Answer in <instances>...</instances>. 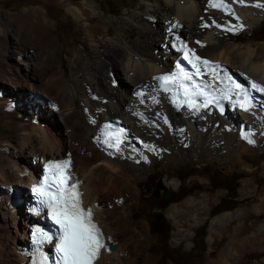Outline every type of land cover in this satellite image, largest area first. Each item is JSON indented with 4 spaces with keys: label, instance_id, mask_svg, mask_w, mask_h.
I'll use <instances>...</instances> for the list:
<instances>
[{
    "label": "bare ground",
    "instance_id": "1",
    "mask_svg": "<svg viewBox=\"0 0 264 264\" xmlns=\"http://www.w3.org/2000/svg\"><path fill=\"white\" fill-rule=\"evenodd\" d=\"M65 1L69 2L71 14L77 18L83 17L82 12L73 7L70 0ZM208 2L209 0H134L132 7L122 16H99L88 35L97 58L92 61L90 56L81 51L70 52L66 55L70 78L64 76L62 67L56 60V66L47 72L45 83L50 82L56 87L51 100L56 103L60 100L59 111H49L50 116L48 111L42 110L37 103L42 97L33 93L25 96V103L31 105L32 110L39 108V115L35 112L27 113L24 110L27 105H21L20 100L19 104L16 103L19 105L17 108L11 107L12 98L15 99L17 95L19 98L23 97L21 88L25 82L30 83L32 89H40L39 83L43 77L38 76V73L45 69L47 63L45 59L43 61V56L51 55L52 47L58 42L43 15L24 13L18 16L21 28L29 31L30 41H39L41 52L38 51V54L33 56L27 52L19 53L18 64L15 66L16 69L22 66L20 72L25 73L14 72L18 92L11 95L14 97L0 92L3 95L0 97V186L5 188L3 196L0 195V264H23L22 256L16 251L18 237L10 230L8 222L13 221L17 233L24 239L28 223L27 216L22 215V204L11 205L12 201H19L21 196L16 189L13 188L12 191V180L24 183L27 187L31 185L41 166L38 163L48 159L44 158L45 155L65 153L67 147L71 154V150L77 147L78 160L82 161V167L88 171V175L85 182L77 179L73 161L72 178L79 183L83 201L93 206L102 193L109 195L112 192L118 194L125 191L127 199L132 197L134 190L131 186L128 187V184L134 183L132 179L140 176L135 163L143 145H154L162 158L174 151L183 150L195 159L203 155L207 160L231 157L245 140L264 150V91L255 96V103L248 112L226 111L223 116H219L211 109L199 114L183 111L176 113L168 107L165 96L153 89L152 77L168 70L174 57L165 52V35L173 25H176V28L171 31L184 36L190 42V47L204 59L225 62L264 85V42L256 46L250 43L237 45L229 42L224 45L225 34L253 31L264 19V8L255 6L264 4V0H244L243 4L237 0H228L233 5V12L225 14L210 10ZM91 8L97 10L96 5ZM112 25H115L114 33H110ZM132 31L137 32L135 38ZM46 46L50 47L51 52L42 51ZM3 54L0 61L6 60V54ZM36 58H39L41 63L36 62ZM36 69L40 71L34 73ZM0 75L6 78L10 72L5 69ZM136 91L139 95L135 94ZM42 92L43 95H49L44 90ZM117 116L124 119L130 134L115 154H107L98 145L95 133L103 120ZM54 125L64 127L69 136L57 138L53 131ZM71 133L76 134L81 143L75 145ZM87 137L91 139L87 148L96 151L92 155L86 150ZM37 138L45 155L36 157V160L32 159L33 165H26L18 154L26 155L28 151V155L34 157ZM166 139L171 143L169 146L164 143ZM125 151L127 153L123 157ZM61 158L63 157L51 159ZM104 171L109 175H103L101 178ZM25 176L26 179L23 178ZM100 178L101 181L98 182ZM99 184L101 191L97 189ZM164 184L168 188L178 186L176 181ZM119 199L120 196L116 201L121 204ZM199 206L201 207L193 199L185 201L182 208L179 205L173 206L170 217L175 226V243H181L190 237V230L184 229L185 223L192 229L204 221L198 217V213L190 210L196 207L198 212H202L203 208ZM93 208L95 221L102 228L108 246L115 247L113 250L102 252L95 264H148L149 260L143 259L141 247L134 243V237L120 239V232L111 229L110 226L114 225L111 213L106 211V215H100L103 210L100 203ZM236 215L228 213L212 219L210 243L219 227ZM144 233L143 230H138L142 241H145ZM132 243L136 249L130 247Z\"/></svg>",
    "mask_w": 264,
    "mask_h": 264
},
{
    "label": "rangeland",
    "instance_id": "2",
    "mask_svg": "<svg viewBox=\"0 0 264 264\" xmlns=\"http://www.w3.org/2000/svg\"><path fill=\"white\" fill-rule=\"evenodd\" d=\"M70 3L82 12V18H77L69 12V2L65 0H0V58L3 53L6 54V60L0 61V73L5 69L10 72V75L6 78L0 75V92L2 94L14 97L11 95L18 92L19 87L15 84L14 72L16 74L25 73L24 71L20 72L22 66H18V69H16L18 54L27 52L33 56L41 50L39 41L34 39L32 43L28 37L29 31L21 28L18 21L20 14L43 15L46 24L58 40L57 44L52 47V54L43 56V61L45 59L47 62L45 63V69L33 71L34 73L40 71L38 76L43 77L39 83L40 89L33 88V90L31 84L25 82L24 87L21 88L23 97L20 96L21 98H19L17 95L15 99L12 98L11 101L9 99L13 109L19 106V100L21 105L24 106L26 104L25 96L31 93L53 99L51 96L56 92V87L50 82L45 83V77L47 72H50L51 67L56 66L54 65L55 60L61 65L66 78H70V67L66 56L68 53L81 51L84 55L90 56L92 61L95 60L97 53L92 50L91 42L88 39L89 31L95 21L99 19V16L116 17L124 15L126 10L132 7L134 0H70ZM94 5H96L97 10L91 8ZM263 28L264 19L256 25L253 31L225 34L224 45L228 42L237 45L250 43L254 46L263 43L264 34L260 33ZM114 31L115 25H112L110 33H114ZM133 36L135 38L137 32L134 31ZM49 48V46H46L42 51L47 50L49 52ZM37 61H40L39 58H36ZM43 90L49 95H43ZM1 96L3 95L0 94ZM58 103L60 104V100ZM24 110L27 113L32 112L27 107ZM47 113L49 114V112ZM54 128L53 131L57 138L69 136L66 134L64 127L54 125ZM70 136L73 138L75 145L81 143V139L76 134L71 133ZM89 139V137L85 139L86 148L91 142V139ZM14 141L16 143L17 139ZM36 142L34 149L36 155L34 157L31 158L28 151L26 155L18 154L26 165H33L32 162L34 161L32 159L36 160V157H44L45 155L39 138ZM242 142V146L238 147L231 157L223 159L216 157L213 160L204 159L203 155L195 159L183 150L181 152L174 151L166 158H162L155 150L154 145L149 147L143 145L144 147L142 146L143 149L141 148L140 156L135 163L140 176L139 178L134 176L136 178L132 179L134 183L128 184V187L131 186L134 190L132 197L129 196L127 199L125 191L118 194L111 191L112 193L109 195L102 193L97 197V202L103 207L100 215L104 216L106 211L110 212L114 224L110 227L120 232V239L122 237L127 239L134 237L136 239L134 243L142 249L143 259H148V264H158L161 251L165 248L161 247L159 237L150 232V218L147 212L149 206L155 198L168 197V195L171 197V195H178V192L184 193L197 189L179 202L171 203L164 211L165 219L171 228L167 243L168 248L165 251L173 261L160 264H264V150L258 149L246 140ZM164 143L167 146L171 144L169 139L164 140ZM76 149L75 146L70 154L67 147L65 153L49 154L45 155L44 158H59L68 153L74 159V165H76L74 166V170L76 169L75 177L85 182L88 171L82 167V161L78 160ZM86 150L91 155L96 153L94 149L87 148ZM17 153L19 152L17 151ZM126 153L127 151L124 152L123 157L126 156ZM187 171H190L192 176L182 184L177 176L185 174ZM103 175L106 177L109 174L104 171L101 178ZM23 178L26 179L27 177ZM101 178L97 181H101ZM172 181L178 183L176 188H168L164 184ZM12 186L23 198L27 186L17 180H12ZM149 187L152 195L143 196ZM97 189L101 191L100 184ZM4 190V186H0L1 196H3ZM119 196L121 204L116 201ZM191 199L197 201L201 205L199 207L203 209L202 212H198L196 207H192L190 210L198 213V217L204 221L192 229H190L188 223H185L184 229L190 230V237L181 243H175V226L172 223L170 212L173 206L179 205L182 208L183 203ZM220 202L222 204L216 207ZM228 213L237 215L219 227L210 243L212 219ZM22 215L26 216L25 213ZM8 223L12 233L17 235L19 244L23 243L26 239L22 238L20 233H17L13 221ZM139 229L145 232L143 237L145 241H142V237L138 234ZM113 241L115 240L113 239ZM113 241L111 243L115 244ZM134 243L130 247L136 249Z\"/></svg>",
    "mask_w": 264,
    "mask_h": 264
},
{
    "label": "snow or ice",
    "instance_id": "3",
    "mask_svg": "<svg viewBox=\"0 0 264 264\" xmlns=\"http://www.w3.org/2000/svg\"><path fill=\"white\" fill-rule=\"evenodd\" d=\"M237 2L243 4L244 0H237ZM211 6L222 9L229 8V4L225 3V0H212ZM255 6L264 8V4ZM217 26L219 27V25ZM185 58L187 59V55ZM196 59L199 60L200 58L196 57ZM208 63L206 60L203 61L205 65ZM197 71L199 72V69ZM160 79L169 82L173 78L164 76ZM236 87L240 88V85L237 84ZM261 91H264V89H261ZM67 166L68 162L48 165L50 170H60L59 178L56 175L52 177L59 186L56 187L55 192L48 193V207L51 209L52 220L59 226V236L56 244L58 256L51 264H95L101 250L105 248L103 233L93 222L92 211L90 209L85 210L82 207L81 193L77 190V185L67 186L69 177L64 173ZM37 191L42 195L45 194L43 189L38 188ZM45 238L52 239L50 236ZM39 264H49V258L43 256Z\"/></svg>",
    "mask_w": 264,
    "mask_h": 264
},
{
    "label": "trees",
    "instance_id": "4",
    "mask_svg": "<svg viewBox=\"0 0 264 264\" xmlns=\"http://www.w3.org/2000/svg\"><path fill=\"white\" fill-rule=\"evenodd\" d=\"M260 33L264 34V28L260 30ZM118 78V77H117ZM119 79V78H118ZM192 176V173L190 171H187L185 174H179L177 177L179 181L183 184L185 181ZM148 191L143 196H150L152 195L150 191V187L147 188ZM197 189L186 191L184 193H179L178 195H171V197L165 199L164 196L158 197L154 199V202L149 206L147 212L150 218V232L153 235H157L160 239V245L161 247H164L165 249L168 248V241L170 238V226L165 219L164 211L165 209L174 202H179L181 199H183L185 196L189 195L190 193L194 192ZM222 202H220L216 207L220 206ZM231 208V207H229ZM165 249L161 251L159 263H165L166 261H173L172 258L167 255Z\"/></svg>",
    "mask_w": 264,
    "mask_h": 264
},
{
    "label": "water",
    "instance_id": "5",
    "mask_svg": "<svg viewBox=\"0 0 264 264\" xmlns=\"http://www.w3.org/2000/svg\"><path fill=\"white\" fill-rule=\"evenodd\" d=\"M164 198H165V199H167L168 197H167V196H165ZM25 202H27V199L25 200ZM114 248H115V247H114V245H111V246H110V249H112V250H113Z\"/></svg>",
    "mask_w": 264,
    "mask_h": 264
}]
</instances>
